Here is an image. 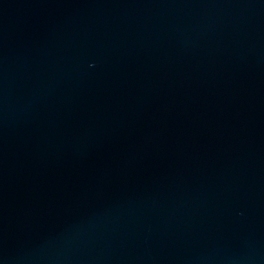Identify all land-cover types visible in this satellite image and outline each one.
I'll return each instance as SVG.
<instances>
[{
  "label": "water",
  "instance_id": "1",
  "mask_svg": "<svg viewBox=\"0 0 264 264\" xmlns=\"http://www.w3.org/2000/svg\"><path fill=\"white\" fill-rule=\"evenodd\" d=\"M0 264H264V0H0Z\"/></svg>",
  "mask_w": 264,
  "mask_h": 264
}]
</instances>
